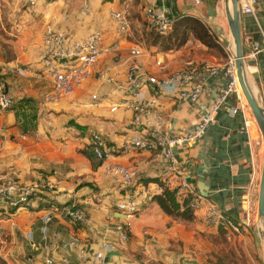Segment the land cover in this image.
Instances as JSON below:
<instances>
[{
  "label": "crops",
  "instance_id": "0c3cea01",
  "mask_svg": "<svg viewBox=\"0 0 264 264\" xmlns=\"http://www.w3.org/2000/svg\"><path fill=\"white\" fill-rule=\"evenodd\" d=\"M198 1L196 4L195 0H89L88 12H84L82 0H34L33 3L0 0V27L9 26V30L0 34V80L12 99V106L0 115V178H12L21 185H40L27 209L9 214L0 204V264H45L51 256L54 260L66 256L69 264H96L82 259L76 249L64 251L61 245L76 237L88 254L95 253L100 250L106 229L123 222L114 206L126 192L106 172L110 164L133 166L137 170L132 194L138 201V211L130 222L129 240L120 243L113 237L116 248L104 253L103 264H226L221 261L218 242L222 240L221 231L228 230L205 224L208 205L215 206L239 227L238 240L247 241L249 232L255 230L260 235L257 195L264 146L248 106V111H240L242 95H231L212 115L200 136L174 149L173 173H165L154 150L117 151L103 163L90 152L89 139L93 133L101 134L105 144L115 149L125 138L145 134L143 124L134 125L133 112L121 106L128 97L125 81L132 65L162 81L178 71L200 73L203 63L220 68L226 63V50L232 42L224 0ZM243 1L250 2L254 9L252 16L241 15L245 69L256 101L264 106V0ZM149 6L173 23L186 17L198 19L219 44L212 49L198 48V42L189 39L180 49L168 52H161L152 44L146 46L144 37L149 29L143 20V9ZM120 9L125 10L130 25V32L124 37L116 35L109 17L110 11ZM45 25L70 39H82L99 30L103 34V46L117 43L118 49L102 55L90 78L72 95L56 104L40 106L41 98L51 91L50 79L36 77L43 68ZM133 46H139L143 55L132 57ZM193 82L185 88L190 89ZM225 83L221 72L208 78L195 103L180 101L178 91L169 85L145 83L141 92L146 98L158 94L162 128L173 134L193 131L217 103ZM92 96L97 101H92ZM114 106L119 107L113 109ZM152 117L151 113L145 115L143 122ZM248 118L254 123L246 129L244 121ZM166 176L173 185L178 180L186 183L190 191L188 198L200 204L199 210L194 211L191 227L214 239L207 244L203 255L196 258L174 256L170 252L186 225L164 214L153 200L161 193L160 184L165 183ZM49 185L52 190L47 189ZM72 206L84 211L87 225L74 224L64 217L62 211ZM45 217L50 221L46 239H42ZM247 219L249 223L245 227ZM253 254L257 256L255 259L246 253L242 264H264L261 237Z\"/></svg>",
  "mask_w": 264,
  "mask_h": 264
},
{
  "label": "built area",
  "instance_id": "2783aa9c",
  "mask_svg": "<svg viewBox=\"0 0 264 264\" xmlns=\"http://www.w3.org/2000/svg\"><path fill=\"white\" fill-rule=\"evenodd\" d=\"M33 3L34 0H28ZM82 10L88 12L87 2L82 0ZM198 4V0H195ZM241 15H254V9L250 2L240 0ZM110 21L112 22L115 33L119 37H124L130 32V25L126 18L124 9L113 10L109 13ZM143 20L149 29L159 35H165L171 31L173 22L165 18L157 12L153 7L149 6L143 9ZM216 43L219 42L216 40ZM43 50L41 54L42 70L36 77L48 78L51 81V91L44 95L39 105L47 106L56 104L65 97L74 93L81 87L91 76L94 66L99 58L107 53L115 52L118 49V44L114 43L110 47L103 46V34L99 30L92 31L82 39H70L63 32L52 28L49 25L43 27L42 33ZM202 45L197 43L196 47ZM226 50L227 61L222 68L203 63L200 67V73L194 70L178 71L165 80L157 81L154 77L141 67L132 65L126 75L125 88L128 91V97L122 101L121 106L130 110L134 114L133 123L136 126L144 125L145 134L127 137L122 141V144L117 149L108 147L101 134L93 133L90 136V152L92 156L99 162L110 159L117 151H151L158 153L161 163L164 166L165 173H173L176 169V160L174 149L181 145L193 142L200 136L207 123L212 120V115L215 114L225 101L231 96L240 97L241 91L238 85L236 71L234 67V57L232 45ZM253 49L256 48L253 47ZM132 57L143 55V50L139 46H133L130 49ZM159 66L160 63H157ZM28 72V71H27ZM223 73L226 78L224 87L220 90L218 101L211 107L209 112L200 119L193 131H184L180 133H169L162 128V117L158 113V94L154 93L150 97H144L141 92L145 83L154 86H173L178 91V99L187 103H195L204 91L205 84L208 78L215 77L219 73ZM23 74V71L21 72ZM196 78V79H195ZM193 82L190 89H186L185 85ZM120 88V87H119ZM92 101H97L96 96H92ZM12 106V99L6 92L5 85L0 80V115L7 111ZM119 106H114L113 109ZM264 108V106H262ZM248 111L247 105L244 103L240 106V111ZM153 114L151 120L143 122L145 115ZM236 113V110H233ZM245 128L248 129L254 122L252 118L245 119ZM38 139L39 135L34 134ZM24 135H20V139H24ZM106 172L111 177L118 188L126 192V196L119 200L114 208L117 215L122 216V223L114 224L107 228L103 241L100 243V250L95 253L88 254L86 248L80 241L73 237L66 243L61 245L64 251L76 249L82 259H90L96 264L104 263V253L113 251L116 248V242L113 237L120 243H126L129 240V227L131 220L135 217L138 211V201L132 194V189L135 187L138 173L133 166L110 164L106 167ZM176 185L169 182V177L166 176L164 183L165 187L172 192L177 199L188 198L190 191L185 182L178 180ZM47 189L52 190L49 185ZM40 190V185H21L14 179L9 177L0 178V204L6 207L9 214L18 211L19 209H27L32 204V198ZM162 191V187H160ZM199 202L195 199L191 201L188 207L192 211L199 210ZM64 217L74 224L85 226L88 219L84 211L78 207H68L62 211ZM49 218L45 217L41 227L42 239H46V229L49 223ZM204 221L207 226L220 227L231 230L235 234H239V227L226 218L215 206L208 205L204 213ZM249 219L245 222V227H248ZM111 237V238H109ZM69 264L68 257L64 256L58 260L49 257L45 260V264ZM144 264H149L148 262ZM169 264H176L171 262Z\"/></svg>",
  "mask_w": 264,
  "mask_h": 264
},
{
  "label": "trees",
  "instance_id": "16d2710c",
  "mask_svg": "<svg viewBox=\"0 0 264 264\" xmlns=\"http://www.w3.org/2000/svg\"><path fill=\"white\" fill-rule=\"evenodd\" d=\"M189 39L197 41L207 49L217 47L215 39L209 33L207 27L198 19L190 17L183 18L177 23L174 22L171 31L167 34H156L152 45L157 46L161 52H168L180 49ZM160 187H162L161 193L153 198L160 210L167 216L180 221L186 223L192 222L194 219V211L188 207L191 202L190 198L179 199V201L164 184H160ZM221 226L224 227L223 225ZM225 233L222 230L221 237L225 236Z\"/></svg>",
  "mask_w": 264,
  "mask_h": 264
},
{
  "label": "rangeland",
  "instance_id": "374dc122",
  "mask_svg": "<svg viewBox=\"0 0 264 264\" xmlns=\"http://www.w3.org/2000/svg\"><path fill=\"white\" fill-rule=\"evenodd\" d=\"M3 30H9V26L4 25V27H0V34H3ZM154 33L151 31L145 33V45L149 46L153 43L155 38ZM6 38H12V36L6 35ZM243 97V96H242ZM244 99V98H243ZM246 104V102H244ZM247 105V104H246ZM186 225L185 228L181 230V238L177 239V244L173 249H170V252L174 256H182L187 258H196V256L203 255L204 251L207 249V244L210 241L214 242L212 237H209L205 232L196 230L194 227H191V223H184ZM228 231L225 233V236H222V240L218 242L221 247L220 254L221 261L226 264H242V261L246 259V253L255 259L253 254V249L255 244L259 241L260 235L255 230L254 232H249V238L247 241L238 240L237 234L227 229ZM247 250V251H246ZM257 257V256H256ZM219 263H222L218 261Z\"/></svg>",
  "mask_w": 264,
  "mask_h": 264
},
{
  "label": "water",
  "instance_id": "95a60500",
  "mask_svg": "<svg viewBox=\"0 0 264 264\" xmlns=\"http://www.w3.org/2000/svg\"><path fill=\"white\" fill-rule=\"evenodd\" d=\"M225 16L233 48L234 67L241 94L257 124L264 146V108L256 101L247 78L241 38L240 0H224ZM257 218L260 222V237L264 246V150L257 195Z\"/></svg>",
  "mask_w": 264,
  "mask_h": 264
},
{
  "label": "bare ground",
  "instance_id": "6f19581e",
  "mask_svg": "<svg viewBox=\"0 0 264 264\" xmlns=\"http://www.w3.org/2000/svg\"><path fill=\"white\" fill-rule=\"evenodd\" d=\"M232 50H233V48H232Z\"/></svg>",
  "mask_w": 264,
  "mask_h": 264
}]
</instances>
